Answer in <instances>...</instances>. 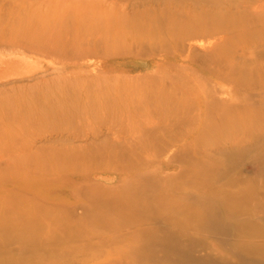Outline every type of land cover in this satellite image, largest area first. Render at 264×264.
<instances>
[{
	"label": "bare ground",
	"instance_id": "bare-ground-1",
	"mask_svg": "<svg viewBox=\"0 0 264 264\" xmlns=\"http://www.w3.org/2000/svg\"><path fill=\"white\" fill-rule=\"evenodd\" d=\"M223 1L128 0L121 3L134 9L130 15L135 18L132 29L122 38L124 42L134 43L129 51L133 53L136 48L139 54L160 52L154 71L136 76L142 84L129 87L113 85L112 80L119 77L109 76L105 68L94 73L97 78H105L101 83L88 84L83 80L90 75L86 70L92 63L79 60L95 50L83 49L79 44L91 37L81 35V29L94 19L90 14L93 4L83 0H59L47 6L43 17L36 18L35 25L30 26L37 35L36 44L69 59L67 63L72 64L70 74L56 76L59 80L68 79L69 84H54L50 89L54 95L62 97L58 102L49 100L53 94L41 91L44 102L53 105L59 120H96L100 127L90 129L93 135H98L105 119L113 115L121 119L129 111L145 119L192 114L219 118L217 126L211 124L210 129L214 127V134L224 140L209 147L217 153L214 158L209 156L206 141L190 134V138L196 139L191 144L198 143L204 150L202 155L185 160L164 158L166 146L163 145L152 152V156L134 159L122 153L127 159L121 165L94 161L89 169L81 165L83 152L74 154L71 148L67 149L63 158L68 167H72L71 175L54 179L57 184L40 196L56 204L80 207L78 220L89 217L91 228L98 224L110 230L122 228L116 236L108 238L116 245L105 254L83 249L77 253L66 244L49 255L41 241L44 232L39 229L44 223L38 217L29 219L30 213L39 212L38 208L21 199L9 204L11 197L6 195L3 200L7 203L0 197V204L6 207L2 210L9 211L3 216L0 213V256L5 253L8 256L0 257V264H56L58 258L73 255L79 259L76 264H90V261L95 262L92 264H264V13L254 15L245 8L239 14L232 10V3L221 6ZM107 40L113 42L116 37L107 34ZM196 42L206 53L197 51ZM239 45L253 46L252 52L257 58L240 65L233 50ZM177 56L181 61H175ZM166 62H170L175 71L161 70L162 63ZM193 63L199 67L194 68ZM204 70L217 82L229 83L230 89L208 91L199 82L207 83L199 73ZM175 76L180 78L181 85L172 81L165 85L167 78ZM80 83L86 84L75 93L72 87ZM67 87L72 91L65 90ZM177 90L179 97L175 96ZM166 99L168 101L164 102ZM180 101L186 106L172 110L163 105ZM193 103L201 106L199 110L193 108ZM255 118H261V123H256ZM121 125L113 120L106 122L109 131ZM210 142L208 144L215 143L212 139ZM171 143L182 151L187 150L188 144ZM92 149L96 155L91 158L104 151L94 146ZM241 160L253 164L248 177L233 171ZM144 161L148 164L142 168L139 164ZM202 162L211 164L200 166ZM95 163L117 173L94 172L100 167ZM168 164L175 167L169 169ZM100 178L115 183L104 186ZM242 184L249 186L245 188ZM53 191L57 193L51 194ZM80 196L85 201L71 205L65 200H77ZM62 225L65 230L62 237L68 242L72 238L67 231L69 223L62 222ZM90 230L92 236L93 228ZM11 242L18 245L11 248L8 245ZM199 246L216 249L215 256L198 253Z\"/></svg>",
	"mask_w": 264,
	"mask_h": 264
},
{
	"label": "rangeland",
	"instance_id": "rangeland-1",
	"mask_svg": "<svg viewBox=\"0 0 264 264\" xmlns=\"http://www.w3.org/2000/svg\"><path fill=\"white\" fill-rule=\"evenodd\" d=\"M58 1L0 0V197L3 203H7L3 199L6 195H9L11 197L9 204L16 203L20 199L35 204L34 207L38 208L39 212L30 213L29 219H32L31 216L38 217L44 223L39 229L44 232L41 241L46 250L48 249L45 252L49 253V255L53 254L52 251L56 249H58L56 251H59L61 245L64 246L66 244L77 253H80L81 249H83L86 251H101L106 254L109 249L114 248L116 245L115 243L111 244L108 238L116 236L123 230L122 228L110 230L102 224H98L92 227L94 233L90 236L89 231L92 229L90 226L91 219L83 217L81 221L78 220V214L81 212L80 207L73 208L56 204L55 201L40 196L42 192H46L48 188L57 184V181L55 182L56 178L63 175H71L69 170L72 167H68L65 162L66 159L63 158V153L67 149L71 148V153L74 152V154L78 151L83 152L85 156H83L84 159H82L81 165L89 169L94 161L112 165L120 163L119 165H121L127 159L124 156L122 157V153L134 159L142 158L144 155L152 156L151 153L163 145L166 146V149L162 157L166 158L167 156L170 159L177 160L190 159L196 154L200 156L204 153L200 144H191L198 137H202L203 141H206L210 153L209 156L214 158L217 153L215 149L209 147H215V144L222 143L224 139H219L218 134H214V127L210 129L211 124L217 126L219 118L192 116V114L145 119L144 116L132 114L129 111L128 114H123L121 119L115 118L114 115L108 120L105 119L103 125H101L102 130L98 131V135H93L90 129L96 125L100 127L96 120H59L56 117L53 105L44 102L45 99L43 100V97H41V91L46 90L45 93L53 94L50 89L53 88L54 84H58V86L61 84L68 85V79L59 80L56 76L70 74L72 64L70 62L67 63L69 59L66 60L64 57L50 52L49 49H41L40 45L36 44L38 42L37 35L30 29L31 25H35L36 18H41L46 13L47 6ZM83 1L94 5L90 10V14L93 15L94 19L83 25L81 35L86 36L89 34L91 37L80 42L79 46L83 49L93 48L95 50L90 56L82 60L76 59L81 62L88 61L92 63L86 70L90 75L86 78L84 77L83 80L88 84L101 83L105 78H97L96 74L97 71L105 68L107 70L106 74L109 76L113 77L115 75V77H119L115 81L112 80L113 85H126V87H129L140 84L142 81L140 77L136 76L154 71L155 67L153 68V65L159 60L160 52H155L154 54L152 52L143 53V55L137 53L135 48L132 53L129 50L133 49L134 43L122 40L127 31L132 29L130 26L132 25V20L135 19L130 18L134 9L131 6L126 7L121 4L128 3V0L125 2L123 0ZM223 2L224 4L221 6L232 3L234 5L232 10L239 14L243 13L242 11L245 8L246 11L254 15L264 13V0H224ZM107 34L110 37H116V40L113 42L108 41ZM118 41H120L119 44H117ZM198 44L199 42L195 43L197 51L206 53V49ZM185 45L188 46L187 43ZM253 48V46L239 45L236 49H233L238 55L237 60L240 65L248 60L251 61L257 58L255 53L252 52ZM175 61L179 62L181 60L177 56ZM162 64L164 66L161 70L175 71L170 62ZM193 66L196 68L198 64L193 63ZM183 71L185 72V70ZM94 73L96 74L94 75ZM199 73L206 78L207 83L205 81L199 82L207 87L208 91L230 89L229 83L222 84L217 82V79L208 71L204 70V72ZM91 75H94V77H91ZM167 79L169 80L165 81V85L169 81L178 83L177 85L182 84L178 76ZM75 82L77 83V81ZM76 83L74 84L76 85ZM187 83L189 86L192 85V82ZM85 84L80 83L78 87L73 85L72 89L75 93H79ZM76 87L77 89L75 90ZM65 90L72 91L69 87L65 88ZM189 91L192 90L189 89ZM179 94L180 92L177 90L175 96L179 97ZM50 97L49 100L58 102L61 96L53 94ZM167 99L164 102L168 101ZM193 104V108L196 110L201 107L196 103ZM163 105L168 106L172 110L186 106L181 101L178 104L169 102L168 105ZM67 106L68 103H66ZM98 117L97 115L95 119L98 120ZM111 120L116 122L117 125L124 124V126L121 125L117 127V130L109 131L106 128V122L110 121L111 123ZM254 121L260 124L262 120L261 118H255ZM205 127H208L207 131H204ZM190 134H195L196 139L190 138L188 136ZM211 139L215 141L214 144H208ZM173 141L180 142L179 144H188L186 146L187 150L182 151L171 143ZM110 143L117 146L113 148L109 145ZM99 144L101 145L99 146ZM93 146L103 148L104 151L99 153L97 157L91 158L92 155H96L92 149ZM148 161L140 162L139 165H142L140 167L147 166ZM202 163L200 166L204 167L209 164L208 162ZM97 164L100 167H97L95 171L91 170V172H103V175L107 174L104 173L105 171L110 172L112 175L117 173L113 169L103 167L99 163ZM174 167V164H168L167 166L169 169ZM197 169L200 170L199 168ZM252 170L253 164L249 160H241L236 163L233 171L237 175L241 174L248 177ZM100 179L104 186L115 183L104 181V178ZM177 180L182 181V179ZM242 185L245 188L249 186V184ZM56 193L57 191L51 192V194ZM7 198L9 199V197ZM65 200L71 204L77 201H85V198L80 196L77 200L70 198H65ZM3 203L0 204L2 216L9 212L8 210H2V208H6ZM36 209L34 211H37ZM12 213L14 214V212ZM52 213H54L53 218H51ZM62 222L69 223L67 231L70 236L72 235V238L68 242H65L66 239L64 240L62 237V233L65 231ZM190 232L193 231L190 229ZM199 237L206 239V236L204 237L203 235H199ZM92 238H94V241ZM8 245L14 248L18 244L11 242ZM197 248L199 249L197 252L200 254L215 256L216 249L214 248L201 249L200 246ZM1 255L3 256L0 257L8 256V253ZM102 258H104V255ZM78 261L79 259L73 255L71 258H58L56 264L68 262L76 264ZM89 263L95 262L90 261Z\"/></svg>",
	"mask_w": 264,
	"mask_h": 264
}]
</instances>
